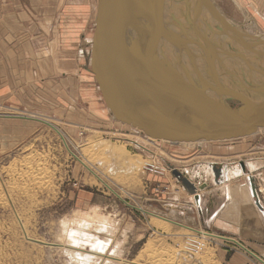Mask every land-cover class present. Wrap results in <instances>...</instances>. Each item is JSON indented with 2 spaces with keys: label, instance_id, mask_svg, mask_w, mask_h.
<instances>
[{
  "label": "rangeland",
  "instance_id": "rangeland-1",
  "mask_svg": "<svg viewBox=\"0 0 264 264\" xmlns=\"http://www.w3.org/2000/svg\"><path fill=\"white\" fill-rule=\"evenodd\" d=\"M211 1L237 31L264 39V0ZM91 4L93 38L98 0ZM193 32L189 27L186 36ZM205 33L213 41L214 36L206 29ZM87 48L82 82L92 97L84 99L82 107L71 105L47 86L25 100L15 95L10 104L0 103V264H82V256L89 264H227L235 252L247 257L248 264H261L257 254L235 239L198 228L192 196L168 172L151 173L143 166L172 165L187 178L197 171L195 164L254 158L259 167L254 172L256 188L264 203V131L239 140L189 145L152 140L113 119L90 71L91 43ZM232 68L240 78L244 74L249 81L264 80L262 75ZM222 79L240 90L231 76L224 74ZM221 198L219 192L212 193L214 206ZM189 200L191 206L185 208ZM94 207L112 223L109 231L84 227L86 235L92 233L106 243L102 251L95 249L92 239L72 241L75 235L70 231L67 240L62 231L63 222ZM199 232L212 236L208 235L201 256H193L185 250V242L198 241ZM73 253H79L81 260H75Z\"/></svg>",
  "mask_w": 264,
  "mask_h": 264
},
{
  "label": "water",
  "instance_id": "water-1",
  "mask_svg": "<svg viewBox=\"0 0 264 264\" xmlns=\"http://www.w3.org/2000/svg\"><path fill=\"white\" fill-rule=\"evenodd\" d=\"M125 1L132 3L133 12L124 10L120 13ZM98 5L90 71L107 110L116 122L137 129L150 139L179 144L230 141L251 136L258 129L264 131V99L254 101L249 94L252 89L264 96V84L245 88L246 79L242 80L244 83L236 79L235 82L241 87L238 90L224 85L216 69L223 68L220 62L228 58L239 59L253 68L247 60L264 58L262 38L258 39L244 31L242 33L230 26L211 0H194L192 19L186 17L187 24L196 32L198 40L187 38V29L173 16L170 23L173 21L178 24L179 34L172 33L170 38H166L163 31L164 0H98ZM205 11L219 24L215 28L208 25L207 30L212 35L217 32L228 35L241 46L240 49H223L211 41L205 32L202 35V31L196 30L195 22ZM120 14L124 20L126 16V21L122 19L120 22ZM158 17L163 19L159 27L162 34L160 39L152 38L150 30ZM126 22H130L128 27ZM166 23L169 24V19H166ZM118 30L126 33L120 37ZM167 43L186 52L195 78L181 66V55L179 59L176 57L173 64L180 66V73L169 63L163 52L164 44ZM188 45H196L202 51L205 77L198 71ZM252 45L259 49L252 48ZM247 53L253 54L254 58H249ZM116 63L121 66L115 68ZM230 102H236L237 105L232 106ZM210 166L214 183H224L225 173L221 164ZM240 167L242 173H247L243 162ZM173 176L193 197L199 209L198 191L204 190L206 184L196 187L182 174L173 172ZM247 183L255 207L264 215L254 177L247 175Z\"/></svg>",
  "mask_w": 264,
  "mask_h": 264
},
{
  "label": "crops",
  "instance_id": "crops-1",
  "mask_svg": "<svg viewBox=\"0 0 264 264\" xmlns=\"http://www.w3.org/2000/svg\"><path fill=\"white\" fill-rule=\"evenodd\" d=\"M90 20L93 21L91 0H0V103L10 104L15 95L25 100L27 95L38 94L37 91L45 86L53 88L60 97L68 98L71 105L81 106L84 99L92 97L90 87L83 86L85 77L81 65L90 43V60L92 56L94 37L90 34ZM32 24L39 30L38 34L32 31ZM247 161L255 162V170L250 171ZM257 161L254 158L242 161L255 184ZM238 163L226 164L233 170L234 166L239 167ZM195 166L197 171H192V177L187 179L196 187L206 184L204 190L198 191L200 208L195 222L198 228L226 234L264 261V215L253 204L246 176L240 170L238 175L216 185L208 165L199 163ZM206 167L210 175L206 173ZM213 192L222 196L216 206L211 199ZM259 201L264 209L260 197ZM185 203L187 205L183 206L189 208L191 200ZM247 262V257L235 252L227 264Z\"/></svg>",
  "mask_w": 264,
  "mask_h": 264
},
{
  "label": "bare ground",
  "instance_id": "bare-ground-1",
  "mask_svg": "<svg viewBox=\"0 0 264 264\" xmlns=\"http://www.w3.org/2000/svg\"><path fill=\"white\" fill-rule=\"evenodd\" d=\"M99 6V5H98ZM193 6H194V0H164V23H165V30L164 31V34L166 36V38H170L172 36V33L174 34H179V27H178V24L177 23H174L173 21H171L170 23V18L173 16L177 22H179L180 24H182L186 29H189V25L187 24L186 22V17L187 18H190L192 19V15H193ZM123 8V9H122ZM121 11L120 13H122V11H130V12H133V6H132V3H129L128 1H125L124 3H122V6H121ZM127 12V13H128ZM120 22H122V19L123 17H121V14H120ZM125 20L123 19V21H126V16H124ZM166 19H169V24L166 23ZM163 21V19L161 20L159 17L157 19H155L154 23L152 24L151 26V36L152 38H159V36H161L162 34L160 33L161 30H160V26H161V22ZM130 24V22H126L125 25H128ZM230 24V23H229ZM210 25L212 28H215L217 26H219L218 22L215 20V18L209 14L208 12H204L203 15H201V17L199 19L196 20L195 22V28L196 30H200L202 31V35L204 34L205 32V29L207 30V26ZM230 26H232L230 24ZM215 30V29H214ZM208 31V30H207ZM120 30H118V34L120 37H122L126 31L124 32H120ZM209 32V31H208ZM216 32V30H215ZM210 33V32H209ZM242 33H244L242 31ZM246 33V32H245ZM117 34V36H118ZM161 34V35H160ZM211 34V33H210ZM197 34L193 32V36ZM212 35V34H211ZM189 37L187 36V38L189 39H197L198 40V36H194V37ZM214 38L213 41H216L217 44L221 45L223 47V49H230V48H234V44H237L235 41H233L232 39H229V36L228 35H224L222 33H219L217 32L216 35H213ZM228 37V38H227ZM257 38L260 39V37L257 36ZM160 39V38H159ZM211 40V39H210ZM231 40V43H229V41ZM264 40V39H262ZM212 41V40H211ZM226 41V42H225ZM251 41V40H249ZM238 45V44H237ZM239 46V45H238ZM253 46V45H252ZM254 47V46H253ZM164 48L165 50L163 51L164 54L166 55V58L167 60L169 61V63L177 69V71L180 73L182 70L180 68V66H176V65H173L174 62H176V57L179 59V55L180 56V59L179 62L181 64V66L183 65V67H185L186 69L189 70V72L191 73L192 77L195 78V74L193 73L192 71V67H191V61L188 57V55L186 54V52H181L180 49L176 48V47H173L171 45H168L167 44H164ZM193 54L194 56V59L196 61V64H197V67H198V71L204 75L205 77V65H204V61L202 60V51H200V49L196 46V45H188L187 47ZM240 49V48H239ZM256 49H259L258 47H256ZM163 54V53H162ZM250 54V53H249ZM247 54V56L249 58H254L253 54H251V56ZM161 55V53H160ZM229 59V60H228ZM228 59H225L223 61H221L220 63H222L223 65V68H219V67H216L217 71L220 73V81L228 86L227 84H225V82L223 81L222 79V75H229L233 78V80L235 81L236 79L238 81H242V78L243 80L246 79V84L245 85V88H252L253 86H258L260 83L261 84H264V80L261 81L260 78H255V81H252V80H248L245 75L243 74L242 75V78H240L239 76H236L235 77V74L233 72V68L232 66L234 67V69H237V70H240L241 72H244L245 73V70L247 71V73L250 75V76H257V77H261V75L263 76L262 78L264 79V58H258V59H253L254 62L252 61H249V64H251L253 66V68H251L250 66L246 65L244 61H241L239 59H236V58H228ZM123 62V61H122ZM231 64V66L229 65ZM115 66H121V64H118L116 63ZM116 68V67H115ZM222 69H225L227 71H230L231 73H225L224 70ZM116 70V69H115ZM237 70H236V73H237ZM239 71V72H240ZM208 78V77H207ZM243 82V81H242ZM244 83V82H243ZM248 83L251 85H248ZM231 87V86H229ZM234 87V86H233ZM250 97L254 100V101H261L264 99V96L263 94H258V93H255L252 89H250ZM208 94H210L208 92ZM261 129H258L256 133L260 132ZM142 133V132H141ZM255 133V134H256ZM253 134V135H255ZM252 136V135H251ZM250 137V136H248ZM244 138H247V137H244ZM240 139H243V138H240ZM152 140H155V139H152ZM236 140H239V139H236ZM160 141V140H159ZM164 141V140H162ZM167 143H170V144H179V143H171V142H168L166 141ZM200 142H203V141H200ZM214 142H217V141H214ZM197 143V142H195ZM189 145V144H193V143H180V145ZM196 146V145H195ZM166 163V162H165ZM217 162H213V163H208V166L211 168L210 164H216ZM217 164H221V166L223 167V171L225 173V182L230 178V177H233L235 175H238L240 173V170L238 168V166H234V169H229L228 168V165L226 163H217ZM245 164V163H244ZM247 164L249 166V169L250 171H253L255 170V167H256V164L255 162L253 161H247ZM239 165V163H238ZM246 166V164H245ZM224 167H226V169H224ZM240 167V165H239ZM166 168V172H168V174L172 175V177L174 179H176L174 176H173V172H177L179 174H182L178 169H175L174 167H172V165L170 166H165ZM246 170L248 171L247 167H246ZM206 173L210 175V172H209V169H207L206 167ZM212 171V169H211ZM241 173H242V170H241ZM243 175L246 176L247 178V173H242ZM212 176H213V173H212ZM177 180V179H176ZM189 180V179H188ZM190 181V180H189ZM191 182V181H190ZM213 182H214V178H213ZM192 183V182H191ZM180 184V183H179ZM193 184V183H192ZM247 184V182H246ZM181 185V184H180ZM182 186V185H181ZM183 187V186H182ZM248 187V185H247ZM184 188V187H183ZM248 191H249V187H248ZM249 195L251 197V194H250V191H249ZM193 198V197H192ZM229 198V196H228ZM252 199V197H251ZM253 201V199H252ZM194 202V201H193ZM253 204H254V201H253ZM195 205V203H194ZM191 206V205H190ZM196 206V205H195ZM255 206V205H254ZM242 207V205H241ZM244 207V206H243ZM257 209V208H256ZM110 219L107 218V217H102L101 215H99L97 212H96V207H94L91 212H85L84 214H81L77 217H75L74 219H72L70 222H63V225H64V228L62 229L63 231V235L65 238H67V240H69V236H68V233L71 231V233H73L72 235H75L74 237L71 236V240L73 241V239L75 241H78L82 238H88V239H92L93 242H94V245H95V249L98 250V251H102L104 250V248L106 247V243L105 242H101V241H98V238L99 237H95V235H93L92 233L91 234H87L84 233V227H89V228H95V229H98V230H101V231H109L110 227H112V223H110ZM157 224V222H155ZM74 227H73V226ZM87 228V229H89ZM202 236H206L208 235L207 233L205 232H199ZM198 233V234H199ZM209 236H212V235H209ZM209 236H206V237H209ZM182 239V238H181ZM83 240V239H82ZM178 240V239H177ZM176 240V241H177ZM193 241V238H187L186 242H185V250L188 251V253L192 254L193 253V256H201V253L204 251V248L203 250L198 253V249H192L191 246H190V242ZM182 243V240H180L178 242L179 245H181ZM71 252V251H69ZM104 252V251H103ZM111 254H112V251H111ZM79 256V253H73V256ZM84 257V260L85 262H82V264H89V261H88V257L87 256H82ZM77 261L81 260L80 257H78L77 259H75ZM261 264H264V262L261 260Z\"/></svg>",
  "mask_w": 264,
  "mask_h": 264
},
{
  "label": "built area",
  "instance_id": "built-area-1",
  "mask_svg": "<svg viewBox=\"0 0 264 264\" xmlns=\"http://www.w3.org/2000/svg\"><path fill=\"white\" fill-rule=\"evenodd\" d=\"M143 169L144 170H148L149 172H151V173H158V174H160V173H164V172H166V168L165 167H158V166H156V165H154V164H152V163H145L144 164V166H143ZM198 235H200L199 237H198V241H194L193 240V242H195L197 245H193V244H191V242H190V246H191V248L192 249H198V253L199 252H201L202 250H203V248L205 247V241L206 240H209L206 236H208V235H206V236H201V234L199 233Z\"/></svg>",
  "mask_w": 264,
  "mask_h": 264
}]
</instances>
